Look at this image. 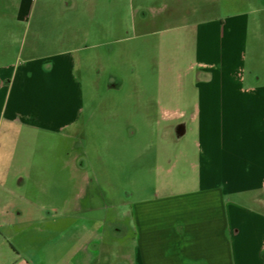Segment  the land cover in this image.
Returning a JSON list of instances; mask_svg holds the SVG:
<instances>
[{"label": "crops", "instance_id": "1", "mask_svg": "<svg viewBox=\"0 0 264 264\" xmlns=\"http://www.w3.org/2000/svg\"><path fill=\"white\" fill-rule=\"evenodd\" d=\"M29 6L0 4V264H264V83L244 66L251 11L151 30L156 92L121 104L132 120L142 104L150 121L153 106L165 123L147 143L153 168L180 162L195 177L179 189L119 196V162L138 159L139 136L118 137L114 158L113 148L77 147L75 139L88 141L83 47L23 55ZM69 27L76 36L77 25ZM134 53L122 49L119 58L130 55L136 74ZM124 84L119 75V89ZM45 133L63 145H29Z\"/></svg>", "mask_w": 264, "mask_h": 264}, {"label": "rangeland", "instance_id": "2", "mask_svg": "<svg viewBox=\"0 0 264 264\" xmlns=\"http://www.w3.org/2000/svg\"><path fill=\"white\" fill-rule=\"evenodd\" d=\"M17 1L0 0V4ZM64 2L65 0H30L25 22L26 33L21 44H24L23 55L49 54L63 46L83 47L79 52L81 60L78 62V72L82 79L83 121L88 141L85 143L81 137L75 139L77 147L82 149L87 146L92 151L91 154L97 152L95 149L101 148L106 152L107 148H113L114 158V151L119 148V138L131 131L139 136L138 159L132 164L126 159L119 162V196L122 191L141 196L152 192L156 186L157 189H179L192 181L195 171L180 162L172 163L170 167H152L154 149L147 150V143L151 138H157L165 124L155 121L154 107L150 111V121L145 116V105L137 107V112L134 107L132 120L128 113L130 107L122 106L121 103L125 99L142 101L151 98V93L156 92L158 51L157 34L151 32L153 28L158 29L168 24L179 25L211 14L224 16L239 10L251 11L244 48L246 74L252 80L264 83V0H73L75 7L71 10L64 7ZM12 12L9 10V13ZM98 19L105 21L107 28L100 26ZM70 23L78 27L76 36L73 34L75 32L70 31ZM152 23L154 24L151 25ZM90 24L91 34L86 37ZM13 47L10 52L12 56L16 50ZM133 48L136 54L139 53L136 74L132 70L130 55L128 58H119L120 50L131 51ZM186 61L185 58L179 61L182 69L188 65ZM163 65L164 62L162 67ZM119 75L124 78L125 83L120 89ZM113 81L118 87H108ZM146 84L148 89L144 90ZM152 85L155 87L154 91L151 89ZM115 138L118 139L117 144L114 141L112 145L101 142ZM42 139L41 142L39 139L29 141V145H40L43 142V146L56 148L60 141L63 145L60 135L45 133ZM48 159L50 160V156ZM120 204L119 201V213L123 211ZM28 227L27 233L31 231L30 226Z\"/></svg>", "mask_w": 264, "mask_h": 264}]
</instances>
